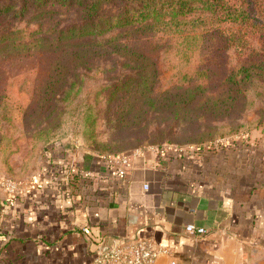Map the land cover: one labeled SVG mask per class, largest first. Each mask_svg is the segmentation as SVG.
Returning a JSON list of instances; mask_svg holds the SVG:
<instances>
[{
    "label": "crops",
    "instance_id": "1",
    "mask_svg": "<svg viewBox=\"0 0 264 264\" xmlns=\"http://www.w3.org/2000/svg\"><path fill=\"white\" fill-rule=\"evenodd\" d=\"M34 162L26 191L0 187V264H89L138 238L168 250L158 264H264V130L212 149L148 146L124 175L82 145Z\"/></svg>",
    "mask_w": 264,
    "mask_h": 264
},
{
    "label": "trees",
    "instance_id": "2",
    "mask_svg": "<svg viewBox=\"0 0 264 264\" xmlns=\"http://www.w3.org/2000/svg\"><path fill=\"white\" fill-rule=\"evenodd\" d=\"M163 39L186 60L193 58L190 67H230L220 93L194 83L170 92L168 103L156 100L183 119L197 122L204 115L231 114L251 89L262 84L264 92V0H0V81L30 63L47 67L39 83L22 91L28 98L23 104L12 97L8 110L3 106L6 91L0 94V136L6 125L32 132L19 166L11 160L19 154L14 141L3 145L0 140L5 176L15 181L29 176L43 143L55 135L70 107L62 102L77 96L87 82L78 68H140L105 87H112L110 100L133 88L144 93L150 87L149 93L152 83L141 67L158 65L143 47ZM228 52L234 53V62L227 60ZM236 135L235 130L227 137ZM120 153L125 152L105 154Z\"/></svg>",
    "mask_w": 264,
    "mask_h": 264
},
{
    "label": "rangeland",
    "instance_id": "3",
    "mask_svg": "<svg viewBox=\"0 0 264 264\" xmlns=\"http://www.w3.org/2000/svg\"><path fill=\"white\" fill-rule=\"evenodd\" d=\"M143 48L149 51L158 65V67H141L145 73L147 72L152 83L151 91L146 92L150 88L146 86L143 88L144 93L142 90L137 92L138 90L133 88L131 92L125 90L110 100L112 87L105 86L115 83L124 74L133 73L140 68H78L87 82L77 96L72 95L69 100L62 102L70 103V107L66 108L55 135L50 141L44 142L43 147L41 146L40 153L44 148L53 145H82L97 154L118 151L133 153L148 146L162 144L212 149L217 145L225 144L227 139L235 137L240 139L252 130H264V96L259 98V95H264V92L260 91L262 84H259L258 88H250L251 91L245 102L240 103L238 110L214 119L204 115L197 122L190 121L183 119L180 114H174L171 108L163 103L158 104L161 100L168 103L165 99L170 92L182 91L194 83H205L210 87V92L220 93L227 86L223 82V73L230 67L218 65L222 57L217 60L218 67H190L193 58L188 61L181 54H177V50L172 49L166 39H163L161 44ZM227 60L235 61L233 52H228ZM17 68L7 72V78L0 81V94H4V90L7 94V98L3 101V106L7 109L12 103V97H16L19 103L23 104L28 98L22 91L29 92V87H33L36 80H42L47 70L45 63L35 62L24 69ZM197 68L202 73L201 76L196 74ZM202 70L208 71V76ZM149 99H154L155 105L159 107L155 108L154 102H150ZM235 130L236 136L227 137ZM3 133L4 135L0 136L2 144L7 145L14 141L12 146L18 149L16 154H19L13 156L11 160L14 166H19L26 145L31 141L32 132L18 124L15 128L4 126ZM36 160L37 157L34 161ZM34 161L31 171L36 166ZM2 170L0 165V175L5 176Z\"/></svg>",
    "mask_w": 264,
    "mask_h": 264
},
{
    "label": "built area",
    "instance_id": "4",
    "mask_svg": "<svg viewBox=\"0 0 264 264\" xmlns=\"http://www.w3.org/2000/svg\"><path fill=\"white\" fill-rule=\"evenodd\" d=\"M229 140L227 139V141ZM131 154L98 155L99 160L108 163L117 174L124 175L125 168L130 163ZM31 185H33L32 180L15 181L0 175V187L10 195H19ZM185 229L188 233L197 236L207 233L205 227L192 223L187 224ZM167 252L168 250L159 246L153 238H138L129 242L116 243L106 249L102 248L89 264H158L159 256ZM167 264H179V262L175 258H171Z\"/></svg>",
    "mask_w": 264,
    "mask_h": 264
}]
</instances>
